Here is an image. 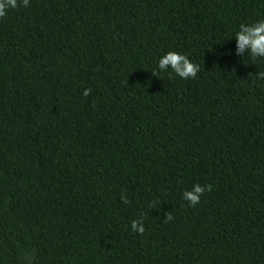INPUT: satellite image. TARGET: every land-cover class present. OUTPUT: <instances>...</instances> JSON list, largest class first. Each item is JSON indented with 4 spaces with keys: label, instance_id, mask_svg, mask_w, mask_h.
Masks as SVG:
<instances>
[{
    "label": "trees",
    "instance_id": "trees-1",
    "mask_svg": "<svg viewBox=\"0 0 264 264\" xmlns=\"http://www.w3.org/2000/svg\"><path fill=\"white\" fill-rule=\"evenodd\" d=\"M260 19L264 0L7 9L0 264H264V58L234 39ZM169 51L195 78L152 73Z\"/></svg>",
    "mask_w": 264,
    "mask_h": 264
},
{
    "label": "clouds",
    "instance_id": "clouds-1",
    "mask_svg": "<svg viewBox=\"0 0 264 264\" xmlns=\"http://www.w3.org/2000/svg\"><path fill=\"white\" fill-rule=\"evenodd\" d=\"M22 4L24 7H27L29 0H22ZM16 6L17 0H0V16H4L7 9L15 8ZM234 39L237 44V55L247 50L253 61L257 58H264V19L257 20L251 24L241 23L239 30L235 33ZM157 70L161 73L170 70L171 73H174L181 79L195 78L199 71L198 67L190 62L186 56L172 51L167 52L159 58L157 68L152 73L156 75ZM257 78L264 80V72H259ZM84 95H88V90L84 91ZM206 190H209V186L194 185L191 191L184 192L183 198L189 203V206H195L199 202L200 196ZM131 229L134 232L139 231L140 233L145 231L142 223L139 221H133Z\"/></svg>",
    "mask_w": 264,
    "mask_h": 264
}]
</instances>
